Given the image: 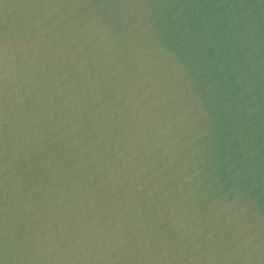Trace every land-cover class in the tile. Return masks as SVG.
<instances>
[{"label": "clouds", "instance_id": "obj_1", "mask_svg": "<svg viewBox=\"0 0 264 264\" xmlns=\"http://www.w3.org/2000/svg\"><path fill=\"white\" fill-rule=\"evenodd\" d=\"M0 264H264V0H0Z\"/></svg>", "mask_w": 264, "mask_h": 264}]
</instances>
